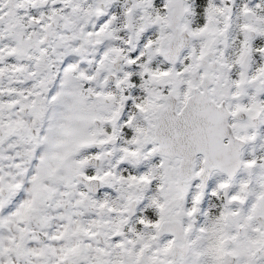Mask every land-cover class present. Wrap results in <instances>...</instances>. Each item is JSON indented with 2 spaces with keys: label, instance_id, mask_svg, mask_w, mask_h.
Returning a JSON list of instances; mask_svg holds the SVG:
<instances>
[{
  "label": "snow or ice",
  "instance_id": "1",
  "mask_svg": "<svg viewBox=\"0 0 264 264\" xmlns=\"http://www.w3.org/2000/svg\"><path fill=\"white\" fill-rule=\"evenodd\" d=\"M0 264H264V0H0Z\"/></svg>",
  "mask_w": 264,
  "mask_h": 264
}]
</instances>
